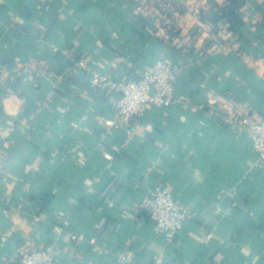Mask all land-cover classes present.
Masks as SVG:
<instances>
[{"label": "crops", "instance_id": "obj_1", "mask_svg": "<svg viewBox=\"0 0 264 264\" xmlns=\"http://www.w3.org/2000/svg\"><path fill=\"white\" fill-rule=\"evenodd\" d=\"M223 1L0 0V264L41 247L55 264H264V163L240 122L264 117V0L244 37L200 18ZM159 59L177 98L130 133L93 73ZM163 188L193 213L171 243L142 208Z\"/></svg>", "mask_w": 264, "mask_h": 264}, {"label": "built area", "instance_id": "obj_2", "mask_svg": "<svg viewBox=\"0 0 264 264\" xmlns=\"http://www.w3.org/2000/svg\"><path fill=\"white\" fill-rule=\"evenodd\" d=\"M178 68L174 63L159 59L145 69L138 78L118 81L103 72L93 73V85L110 87L118 93L115 101L119 124L133 132L136 117L147 105L169 106L176 100V81ZM213 110L210 111L212 114ZM240 122L246 126L252 139L257 160L264 163V117L245 116ZM142 208L152 218L154 229L163 232L167 243L175 240L182 225L193 217L170 190L163 188L147 194L142 200ZM59 229V227H57ZM76 238V236H73ZM56 253L52 248L41 247L24 249L20 252L19 264H55ZM160 255L147 264H162Z\"/></svg>", "mask_w": 264, "mask_h": 264}, {"label": "trees", "instance_id": "obj_3", "mask_svg": "<svg viewBox=\"0 0 264 264\" xmlns=\"http://www.w3.org/2000/svg\"><path fill=\"white\" fill-rule=\"evenodd\" d=\"M245 4L246 0H224L223 2L214 4L209 10H202L200 18L210 23L215 33L225 28L232 34L244 37L242 29L245 21L242 16V8Z\"/></svg>", "mask_w": 264, "mask_h": 264}]
</instances>
